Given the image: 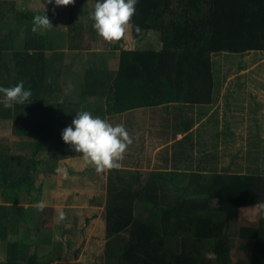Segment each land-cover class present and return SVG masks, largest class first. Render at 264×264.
Here are the masks:
<instances>
[{
  "label": "trees",
  "instance_id": "trees-1",
  "mask_svg": "<svg viewBox=\"0 0 264 264\" xmlns=\"http://www.w3.org/2000/svg\"><path fill=\"white\" fill-rule=\"evenodd\" d=\"M85 1L90 0H74L66 31L33 32V16L45 12L49 17L50 12L0 0V86L23 81L32 93L30 103L0 106V124L7 121L16 131L13 141L0 138V264H51L58 258L41 255L52 240V228L42 222L51 219L53 208L36 210L39 197L28 189L41 174H57L60 159L82 156L61 138L82 110L115 119L130 139L139 140L118 167L108 169L106 264H228L235 245L230 220L239 207L259 203L258 223L241 225L234 235L239 238L235 246L246 252L242 264H264V149L249 145L253 152L246 169L244 159L236 160L239 150L229 153L231 161L220 169L203 153L205 134L191 131L197 120L193 108H205L207 114L217 99L213 56L264 53V0H138L131 33L159 31L160 49L123 48L115 69L92 63L84 72L62 74L47 51L57 44L83 47L79 42L88 29L74 14ZM123 40L117 41L121 47ZM157 106L174 121L171 130L162 125L154 132L159 143L173 140L160 157L150 146L155 137L132 135L128 129L137 110ZM143 117L139 125L156 121L152 111ZM166 120L164 125L170 124ZM17 128L27 130L18 138ZM178 131L187 132L176 139ZM197 148L196 155L192 149ZM137 207L146 217L136 215ZM10 233L21 237L10 239Z\"/></svg>",
  "mask_w": 264,
  "mask_h": 264
},
{
  "label": "rangeland",
  "instance_id": "rangeland-1",
  "mask_svg": "<svg viewBox=\"0 0 264 264\" xmlns=\"http://www.w3.org/2000/svg\"><path fill=\"white\" fill-rule=\"evenodd\" d=\"M93 6V1H85L76 8L77 13L74 14L76 16L74 19L82 21L88 30L92 23L89 12ZM17 7L50 12L48 18L52 24L51 27L62 28L64 31L67 30L66 25H68L74 10L73 3L55 6L46 0H18ZM171 17L173 18L172 15ZM90 32L93 37L90 46L94 53L100 54L98 63L105 66L107 64V67L111 69L117 68L120 51L123 48L148 49L152 47L160 49L162 46L159 31L149 30L139 37H134L130 24L126 27L122 47L117 44V41H105L96 34L93 28ZM22 36L21 33L17 37L20 39ZM212 60L217 79L216 102L214 106L207 108L206 115L200 114L201 107H195L192 116L197 121L201 120L199 122L201 128L206 127V135L202 140L207 143L203 153L208 160L221 169V166L231 161L229 153L235 154V151L239 150L236 160L241 162L244 159L243 165L246 169V166L249 167L248 159H252L250 154L253 152L250 151L252 148L249 145L255 144L258 148L264 149V53L252 51L239 55L224 52L214 55ZM89 99L93 100V98ZM147 110L154 113L156 121H165L168 116L166 109L157 106L141 108L137 110L133 118L141 121ZM167 110L170 111L169 108ZM105 120L113 125L117 124L116 120L110 117L108 119L106 117ZM166 121L170 122L169 119ZM144 122L149 128L146 130L151 132L150 137L156 139L151 129L154 126L150 127L149 120ZM0 128L1 139L12 141L16 139L14 137L16 131L9 126L7 121L1 123ZM17 130L19 138L22 136L21 133H25L27 129L19 130L17 128ZM29 132L34 135L31 129ZM216 132L219 140L212 137ZM224 132H227L228 135L225 136ZM131 140L132 143L127 146L125 151L137 146L135 144L139 141L137 137ZM214 140L218 141L216 148H212L211 142L216 143ZM161 143L157 138L156 142L150 146L155 145V150L158 146H162ZM164 149L165 147L162 149L163 153ZM154 150L153 154L160 156L161 151ZM262 157L263 155L261 159ZM59 166L57 174H41L34 185L28 189V192L35 197L38 196L39 200L47 205L46 207L53 208L51 219L48 216V219L42 222L43 226L52 228V240L48 244H44L41 255L50 259L53 256H58L51 264H106L104 250L107 242L105 209L108 201V170L97 172L93 166L84 161L82 156L60 159ZM140 169L144 172L148 170L145 166H141ZM261 208L260 203L239 207L237 217L229 222L230 237L234 240L235 245H238L239 242V238L234 235L236 229L241 225L258 223L261 217ZM61 210L65 213V219L62 221L58 219V212ZM136 210L135 213L139 218L146 217L141 207H137ZM139 212L142 213L139 214ZM122 235L127 236L128 232L124 231ZM9 237L10 239H19L21 236L10 233ZM235 245L231 247L228 264H242L246 258V252ZM207 254L211 256V254ZM3 255V252L0 251V258H3Z\"/></svg>",
  "mask_w": 264,
  "mask_h": 264
},
{
  "label": "clouds",
  "instance_id": "clouds-1",
  "mask_svg": "<svg viewBox=\"0 0 264 264\" xmlns=\"http://www.w3.org/2000/svg\"><path fill=\"white\" fill-rule=\"evenodd\" d=\"M46 2L62 6L70 5L74 0ZM137 3L138 0H95L89 12L91 27L107 42L121 40L136 11ZM51 26L45 12L33 16V32L38 29L46 30ZM31 95V89L25 88L23 81L12 87L0 86V106L11 108L14 104H25L26 101L30 103ZM61 138L72 151L82 154L84 161L97 172L118 167L127 146L132 143L124 125H113L99 116H93L87 110L76 112L71 124L62 130ZM34 206L38 211H42L47 205L43 201H38ZM58 219L61 221L65 219L62 210L58 212Z\"/></svg>",
  "mask_w": 264,
  "mask_h": 264
},
{
  "label": "crops",
  "instance_id": "crops-1",
  "mask_svg": "<svg viewBox=\"0 0 264 264\" xmlns=\"http://www.w3.org/2000/svg\"><path fill=\"white\" fill-rule=\"evenodd\" d=\"M54 28L55 27H53L52 29H54ZM90 30L92 31V29L90 28L88 30L89 32L87 31L86 33H84V36L82 37V40L79 42L81 45H83L82 48H80L81 46L79 48H75V47L71 48V47H69L67 45L66 46H59L57 44L56 48L47 51L48 59L53 63V65L58 70V72L60 71L62 74L65 73L66 75L70 74V73H77V72L81 73V72H84L86 70L87 65H88V67L92 63H96L97 65H100L98 63L99 60L97 59V58L100 57V54L94 53L92 48H91V46H90V43L93 41V37L91 36ZM150 31H154V30H150ZM23 32L24 31L21 30V33H23ZM161 45H162V42H161ZM108 68H110V67H108ZM69 86H73V84L70 82ZM194 108H193V110H195ZM202 110L203 111L200 114L201 115H206L205 112H204V109H202ZM191 114L194 115L193 112ZM200 121L201 120H198V121L196 120V122L194 123V126L191 129V131L194 130V133H196V134H199V132H200L201 135H204V134L206 135V132H205L206 127L205 128H201L199 126V122ZM141 122H142V120H141ZM139 124H141L140 120L135 119V118L133 119V117H132V121L130 122V126L128 127V129L131 131L132 135H138L141 132H145V134L150 133L148 130H146V129H149L148 126H145L144 124L143 125H139ZM173 124H174V121H171L170 124L166 125V128L171 130L174 127ZM162 125L164 126L163 121L151 122L150 127L154 126L153 127L154 130H153L152 133L160 130ZM185 132H187V131H178L176 139L183 137ZM150 135H151V133H150ZM197 138L198 137L196 136L195 139H197ZM172 141H173L172 139H169L166 142L167 144L166 143H161L162 146H158L154 151L159 150V152L161 151V153H163L162 149L165 147L164 144L168 145ZM192 150H195V154L196 155H197V151H200V150H196V149H192ZM169 153H170V157L169 158H171L172 157L171 148L169 149ZM183 163H184V161H183ZM205 163H207V162H205ZM214 163H216V162H214Z\"/></svg>",
  "mask_w": 264,
  "mask_h": 264
}]
</instances>
